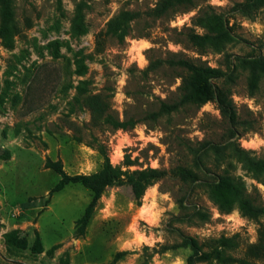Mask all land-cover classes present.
<instances>
[{
  "label": "rangeland",
  "instance_id": "obj_1",
  "mask_svg": "<svg viewBox=\"0 0 264 264\" xmlns=\"http://www.w3.org/2000/svg\"><path fill=\"white\" fill-rule=\"evenodd\" d=\"M157 1L10 0L9 32L0 34V264H185L191 250L183 235L204 242L234 234L238 245L230 253L264 264V214L247 217L236 204L224 210L222 194L211 186L229 169L264 205V183L226 148L229 132L217 103L146 116L179 97L183 70L174 58L222 70L231 63L239 121L231 141L264 158V77L250 92L241 62L264 56V6L247 12L237 8L246 0H193L176 12L146 16ZM123 9L140 16L119 41L105 29ZM217 26L226 35L216 44L201 50L187 39L188 32L213 34ZM82 66L86 72L78 75ZM79 84L106 98L120 119H137L134 127L115 129L93 118L76 98ZM202 141L217 149L196 165L189 147ZM100 147L113 165L129 155L130 169L149 165L165 173L146 188L140 205L124 182L105 188L76 235L91 192L68 183L50 193L59 176L44 163L60 159L68 174L91 173L103 162ZM194 208L200 212L190 214ZM11 230L15 240L9 241Z\"/></svg>",
  "mask_w": 264,
  "mask_h": 264
},
{
  "label": "trees",
  "instance_id": "obj_2",
  "mask_svg": "<svg viewBox=\"0 0 264 264\" xmlns=\"http://www.w3.org/2000/svg\"><path fill=\"white\" fill-rule=\"evenodd\" d=\"M9 2L10 0L3 1L4 18L0 27V34L2 36L8 35L9 32V21L11 20V6ZM253 4L264 6V0H246L237 4V8L248 12L251 10ZM192 5L193 0H158L153 7L145 11V15L151 18H158ZM139 16L140 13L137 11L123 9L107 21L105 32L122 41L128 33L130 21ZM198 22L205 26L202 19H199ZM225 35V30L217 26L213 34L188 32L187 39L192 45L202 50L206 44H216L220 37H224ZM241 62L247 67V85L248 90L252 92L257 87L260 79L264 77V56L258 54L248 59H242ZM171 63L183 70V73L179 75V97L170 103L162 102L159 111H150L146 113V116L155 118L160 113L168 114L176 111L180 106L185 104L200 105L207 100H214L217 103L221 116L227 123L229 137L226 148L230 149L231 155L240 158L243 166L251 171L256 179L264 183V158H256L248 155L244 149L233 145L231 141L232 137H237L239 134V121L230 90V85L235 78L232 64L229 63L227 69L222 70L181 57L174 58ZM75 70L78 75H84L86 72L83 66L81 69ZM214 80H220L221 83L218 84ZM79 83L83 84L85 80H80ZM76 89V98L82 105L89 109L93 118L115 129H129L136 124L137 119L132 117L120 119L111 113L109 111L110 106L108 100L100 94L86 93L80 84L76 86ZM216 145L211 143V141H202L198 143L197 147L190 146L189 150L194 156L195 164L199 165L202 162L204 154L209 150H216ZM100 152L103 155L101 166L87 174H68L63 169L60 159L51 160L47 158L44 163L45 167L51 168L59 176L58 180L51 187L50 193L63 189L68 183H79L91 192V198L85 206L83 214L75 221L76 235L83 234L98 199L105 188L124 182L128 185L135 203L140 205L146 188L165 173V170L149 165L130 169L129 166L134 164V160L129 155H125L122 165H113L102 147H100ZM211 186L214 190L218 189L219 193L222 194L223 203L220 204L224 210L229 211L233 204H236L240 212L247 217L257 219L260 215L264 214V205L257 203L245 191L243 183L239 178L232 175L229 169H224L221 174H218V178L213 180ZM185 200L186 198L181 200V204L184 206L187 203ZM45 202H48V198ZM199 212L194 208L190 214H198ZM15 234L16 230H11L6 236L9 241H12L15 240ZM237 236L236 234L231 236L221 235L216 239L199 242L195 237L183 235V242L191 250L186 258L185 264L212 262L218 264H253L244 257H237L230 253L238 245ZM117 258L118 253L113 257L111 263L115 262Z\"/></svg>",
  "mask_w": 264,
  "mask_h": 264
}]
</instances>
